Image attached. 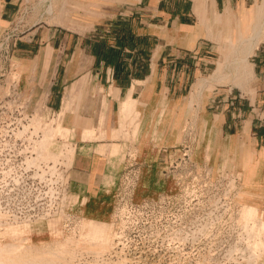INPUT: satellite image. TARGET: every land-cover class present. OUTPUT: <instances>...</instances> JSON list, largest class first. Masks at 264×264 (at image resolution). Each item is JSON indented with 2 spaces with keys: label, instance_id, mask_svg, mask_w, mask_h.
<instances>
[{
  "label": "rangeland",
  "instance_id": "1",
  "mask_svg": "<svg viewBox=\"0 0 264 264\" xmlns=\"http://www.w3.org/2000/svg\"><path fill=\"white\" fill-rule=\"evenodd\" d=\"M126 1L18 0L14 22L0 29V264H264V166L251 164L257 155L247 127L240 137L220 141L211 124L230 96L253 95L254 54L264 41L249 56L253 74L243 82H234L230 67L223 69L224 80L212 72L222 53H232L226 41L237 38V17L260 0L231 10L228 24L213 21L220 11L211 0H192L210 53L204 70L168 108L171 130L162 135L147 130L149 118L140 116L134 100L120 116L103 96L97 116L84 114L92 104L88 95L106 90L90 83L87 69L72 68L87 65L83 53L67 70L79 74L61 90L58 108L45 95L60 70L34 68L33 54L17 53L32 26L60 28L69 40L101 35ZM69 56L60 55V62ZM50 60L53 65L56 54ZM80 139L94 142L110 170L102 191L113 197L106 218L82 213L85 201L71 180L62 197L53 178L36 172L63 149L72 165ZM162 144L168 147L159 154L166 161L158 172L147 163ZM161 177L158 187L165 192L144 199L143 190H155ZM123 207L129 211L120 214ZM121 224L125 239L117 244Z\"/></svg>",
  "mask_w": 264,
  "mask_h": 264
},
{
  "label": "crops",
  "instance_id": "2",
  "mask_svg": "<svg viewBox=\"0 0 264 264\" xmlns=\"http://www.w3.org/2000/svg\"><path fill=\"white\" fill-rule=\"evenodd\" d=\"M211 1L220 11L218 13H223L227 7L233 10L247 5L250 0ZM17 12L18 0H0V29L13 23ZM109 26L101 35L92 31L87 35H72V40H69L70 34L60 28L45 26L40 29V26H32L23 36L24 43L17 48V53L33 54L34 68L60 70L46 84L45 100L50 106H61V90L73 84L79 74L78 72L72 77L67 70L70 65L75 64L72 61L75 54L79 57L83 53L88 61L87 65L77 62L72 68L87 69L86 73L92 79L90 83L103 86L106 90L102 96L100 93L88 95V101L92 104L88 105V111L84 114L97 116L96 102L102 101L104 96L107 105H111L121 116L124 102L129 96L137 102L140 116L149 118L146 122L147 130H156L160 135L168 133L172 123V120L165 119L168 108L180 100L183 89L191 86L194 78L204 70L211 48L197 23L193 1L128 0L124 6L118 8L116 17ZM123 27L129 29L130 42L127 41L128 33L122 32ZM86 41L87 46L83 44ZM66 53L70 55L69 59L60 62V55L65 57ZM50 54H56L53 65L52 60L45 61ZM254 70L253 95L230 96L225 104L228 109L224 106L217 111L218 121L215 118L211 120V124L213 128L216 127L220 141L234 134L240 137V129L247 127L249 141L257 155L251 164L254 163L259 169L264 166V48L254 54ZM224 100L226 99L222 98L223 102ZM207 105L206 102L204 106ZM161 140L165 141V135ZM164 145L158 147L154 161L147 163L152 169L156 167L158 172L160 165L166 161L163 156H159L166 152L168 146L164 149ZM94 146V142L81 139L78 141L71 182L74 183V190L78 189L76 192L79 197L85 201L82 204V213L100 219L106 218L111 211L109 208L113 197L102 192L105 190L104 178L110 170L107 168L106 159L100 158L93 150ZM161 149H164L162 153ZM151 150L154 151L155 147ZM149 179L154 180L151 177ZM162 181L164 182L162 177L156 180L153 184L155 190H143L144 199L165 192L158 187Z\"/></svg>",
  "mask_w": 264,
  "mask_h": 264
},
{
  "label": "bare ground",
  "instance_id": "3",
  "mask_svg": "<svg viewBox=\"0 0 264 264\" xmlns=\"http://www.w3.org/2000/svg\"><path fill=\"white\" fill-rule=\"evenodd\" d=\"M242 11L243 13L237 17L236 24L238 28L235 34V37H237L236 40L229 38L228 41H226V45L231 48L232 53H222L224 60L222 62H217V65H215L216 67L213 69L212 77L217 80H224L228 77L227 73L223 74V69L225 67L232 68V78L236 83L243 82V80L249 78L253 74L252 63L248 58L258 47L259 43L264 41V0L255 2L249 10L246 11L243 8ZM231 18L232 13L229 7L225 8L223 13L213 14V21L215 23L224 22L228 24ZM183 29H185V27ZM203 82L204 80L200 79L198 84L202 85ZM132 102L133 100L128 96L124 102L126 105L125 108L129 107ZM52 224L53 223H51V225ZM51 228L53 229V227ZM14 260L16 262L14 258L11 261Z\"/></svg>",
  "mask_w": 264,
  "mask_h": 264
},
{
  "label": "built area",
  "instance_id": "4",
  "mask_svg": "<svg viewBox=\"0 0 264 264\" xmlns=\"http://www.w3.org/2000/svg\"><path fill=\"white\" fill-rule=\"evenodd\" d=\"M72 163V162H71ZM41 164V163H40ZM40 167V170H36L39 171L40 173H44L45 175H48L50 178L54 179V182L57 184V191L58 193H61L62 197L64 194L67 193V188L69 185V182L71 180V168L72 165H70L65 157V152L64 149L61 150L60 152L56 153V159L55 160H45ZM61 197L62 201H64V199ZM133 207V206H131ZM146 206H144L145 209ZM126 208L123 207L119 210L120 214H123L126 211L129 210H125ZM122 216V215H121ZM122 221V219H121ZM120 223V222H119ZM121 226L123 227V224H121ZM124 230L125 228H121L118 232V235H116L117 239H116V243L117 244H122V238H124ZM125 239V238H124Z\"/></svg>",
  "mask_w": 264,
  "mask_h": 264
},
{
  "label": "trees",
  "instance_id": "5",
  "mask_svg": "<svg viewBox=\"0 0 264 264\" xmlns=\"http://www.w3.org/2000/svg\"><path fill=\"white\" fill-rule=\"evenodd\" d=\"M129 29L127 27H123L122 29V32L127 34L128 33V37H127V41L130 42L131 41V37H130V34H129Z\"/></svg>",
  "mask_w": 264,
  "mask_h": 264
}]
</instances>
